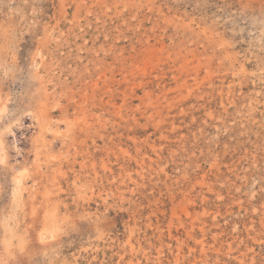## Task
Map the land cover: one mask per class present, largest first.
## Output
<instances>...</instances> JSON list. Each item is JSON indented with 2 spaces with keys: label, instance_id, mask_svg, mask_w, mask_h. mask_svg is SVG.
I'll return each mask as SVG.
<instances>
[{
  "label": "rangeland",
  "instance_id": "1",
  "mask_svg": "<svg viewBox=\"0 0 264 264\" xmlns=\"http://www.w3.org/2000/svg\"><path fill=\"white\" fill-rule=\"evenodd\" d=\"M0 105V264H264V0H0Z\"/></svg>",
  "mask_w": 264,
  "mask_h": 264
},
{
  "label": "bare ground",
  "instance_id": "2",
  "mask_svg": "<svg viewBox=\"0 0 264 264\" xmlns=\"http://www.w3.org/2000/svg\"><path fill=\"white\" fill-rule=\"evenodd\" d=\"M41 83L43 84L42 86L46 87V85H47V80H46V79H45V80H41ZM46 91H48L47 88H45V92H46ZM45 92H44V93H45ZM45 96H46V95H45ZM47 99H50V95H49V94H47ZM47 101H48V100H47ZM44 103H45V102H44ZM45 108H46V107H45ZM2 109H3V107L0 105V111H2ZM44 110H45V109H44ZM42 112H43V111H42ZM47 120H48V119H47ZM48 122H51V121H48ZM46 123H47V122H46ZM46 123H45V124H46ZM50 124H51V123H50ZM50 124H49V125H50ZM51 128H52V127H51ZM48 130H50V129H48ZM58 132H59V131H58ZM0 146H1V145H0ZM2 151H3V149L0 148V158H3ZM105 166H106V165H105ZM14 169H15V168H14ZM21 180H22V179L19 177V178H18V182L21 183ZM1 262H2V263H5V260L2 259Z\"/></svg>",
  "mask_w": 264,
  "mask_h": 264
}]
</instances>
